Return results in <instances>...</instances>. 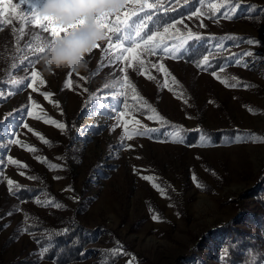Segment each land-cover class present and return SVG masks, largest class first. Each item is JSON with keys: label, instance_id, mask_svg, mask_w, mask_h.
<instances>
[{"label": "rangeland", "instance_id": "1", "mask_svg": "<svg viewBox=\"0 0 264 264\" xmlns=\"http://www.w3.org/2000/svg\"><path fill=\"white\" fill-rule=\"evenodd\" d=\"M44 2L30 0L35 11ZM222 2L196 0L192 12L165 25L183 21L170 30H178L180 37L168 36L162 45L169 48L167 53L140 50L147 74H142L139 61L118 59L123 48L105 51L115 43L116 35L124 47L147 39L135 36V26L128 36L124 25L121 33L87 55L85 71L69 74L45 71V52L35 49L52 39L51 34L34 25L27 0H12L24 19L6 13L8 22L0 20V242L15 237L3 250L4 258L55 264L39 258L44 248L30 233H50L44 222L68 217L74 210H79L77 220L91 239L76 264H241L225 258L224 242L230 237L220 230L225 224L248 234L254 245L260 244L264 225V0H238V6L237 0H231L212 18L210 5ZM188 3L172 0L169 7ZM198 8L202 15L192 16ZM229 8L235 9L232 19L222 15ZM133 10L143 13L128 0L121 14ZM245 14H254L255 24L242 21ZM140 24L144 25L135 22ZM189 31L193 38L188 37ZM217 40L223 48L214 47ZM191 41L209 46L211 62L222 56L224 60L213 71L227 85L201 66L202 58L198 63L184 59ZM181 43V52L174 53ZM245 52L253 55L243 57L244 64L228 59ZM158 63L168 69V88L164 74L152 67ZM32 71L46 81L44 86L37 82L35 93L26 86ZM147 75L155 78L149 80ZM69 80L70 89L65 88ZM45 91L53 93V103L40 95ZM133 95L139 99L133 100ZM29 96L41 105L37 109L41 115L66 123L67 128L60 131L20 112L16 113L19 127L4 119L29 106ZM104 103L107 107H101ZM120 111L127 113L125 119L140 121L129 124L131 140L125 138ZM148 116L161 119L148 120ZM25 122L50 143L44 144L24 129ZM144 126L157 130L138 135ZM199 127L225 133L197 135L194 142H188L185 131H200ZM14 131L17 135L12 137ZM13 139L21 144H14ZM28 146L37 151H28ZM9 157L20 163L12 165ZM146 175L155 180H144ZM9 179L18 185L12 192ZM21 189L33 190V199H19ZM32 219H37V226L30 232L27 226ZM117 243L122 254L113 255Z\"/></svg>", "mask_w": 264, "mask_h": 264}, {"label": "snow or ice", "instance_id": "2", "mask_svg": "<svg viewBox=\"0 0 264 264\" xmlns=\"http://www.w3.org/2000/svg\"><path fill=\"white\" fill-rule=\"evenodd\" d=\"M24 2H25V0H21V3H24ZM133 2L138 6V10L140 12H144V10L146 8L147 9H153V8H157V7H163L161 0H157L156 3H151V2H149V0H133ZM27 3L29 5V9L31 10L32 22L34 23V25L41 28L44 32L50 33L52 39L60 38L63 34H67L69 31H74V30L80 28L88 20V18H81V19H78L74 24H72L68 27L60 26V25L56 24L53 17H50V16L41 17V16H39L37 14V12L34 10V8L32 7V5L30 4V0H27ZM229 3H231V0H223V2L219 3V4L212 3L210 5V7L214 10L212 18H215L216 13H219L220 9L225 7V5L229 4ZM237 6H238V0H237ZM18 8H19V6L17 4L12 3V0H0V20H3L5 23L8 22L6 13H11L13 16H16V17L20 18L21 20H23L24 16L21 15V13L18 11ZM252 10H254V9H252ZM234 11H235V9L229 8L228 10L224 11L222 13V15L227 19H232ZM146 15L148 16L149 20L152 19L150 14L146 13ZM198 15H202L199 8L195 12L192 13V16H198ZM135 16H137V11L133 10L130 12L124 11L122 14L120 12L116 16H112L109 13H105L102 16L92 17L91 19L99 27L104 28L107 31L108 35H107L106 40L111 41L113 39V34L121 33V27H120L121 25L125 26L124 31L128 34V36L131 35V28L133 26H135V36L141 37L142 31L145 28V25L140 24V25L136 26L135 22H132V25H130V23H129L130 18L135 17ZM182 22L183 21H176L175 23L169 24L168 26H164L162 32L153 31L150 35L147 36V39H144L142 41V43L131 42L132 46H130V47H124L123 44L121 43V36L116 35L115 43L114 44L110 43L108 45V48L105 49V51L107 53L110 51H116V50H120L123 48V52L118 57V59H122L123 61H129L130 60L132 62L139 61V64H140L141 68L143 69L142 74H147L148 69L144 67L145 62H144V60L139 58L140 50L142 49L144 52L149 53V54H155L157 49H161L164 53H167L169 51V48L167 46L162 47V45H165V42H166V39L168 36L176 35L177 38L180 37L178 30L175 33L170 31V30L176 28V23H182ZM201 27H204V25L201 24ZM187 35L189 38H193V33L191 31H189ZM128 36H126L125 39H127ZM194 39L199 40L200 37L196 36V37H194ZM211 39L216 40L215 37H212ZM226 39H235V38L234 37H226ZM249 43H252V41H249ZM45 45H46V43H42V44L38 45L35 50L40 52V53H43L46 51ZM100 46L101 45H98L97 48ZM182 46H183V43H181L180 46H176L173 49L174 53H180ZM214 47L217 49H220V48H223V44L217 40L216 43L214 44ZM97 48H95V49H97ZM93 51L91 53H93ZM91 53H89V54H91ZM234 55L236 57L235 59H233V57H229L228 59L232 60L233 63L236 65H241V64H244V61L242 58L245 56H251V55H253V53L252 52H245V53H236ZM200 64L205 69L214 67V65L212 64V62L209 59V55H207V54L202 57ZM25 67H27V66H25ZM152 67L154 69H156L157 72L164 74V76H165L164 87L168 88L169 85H168L167 77L169 75V72H168V69L166 68L165 64L164 63L153 64ZM71 73L72 72H70L69 74H71ZM212 75L218 81H220L222 84H225V85L228 84L227 80H220V77L217 75L216 71H213ZM147 78L149 80H152L155 77H153L151 75H147ZM37 82H38L39 86H44L46 84V81L40 77L39 72L32 71L31 72V82L27 83L26 86H27V88L31 89L33 93H35L37 91V86H38ZM125 82H127V77H125ZM173 83H175L174 78H173ZM125 86L126 87H132L131 85H128L127 83H125ZM236 86H237L236 84L231 85V87H236ZM105 87H107V85ZM245 87H247V85H245ZM65 88H69V89L71 88V81L70 80L65 83ZM169 90L171 91V89H169ZM132 92L135 93L134 87H132ZM40 95L43 96V98L45 100H47L49 103H53V101L51 99V97L53 96V93L45 91V92H41ZM93 99H97V98L94 97ZM99 99L103 100L104 97H99ZM132 99L138 100L139 97H137L136 95H133ZM28 100L30 101L29 106L14 110L12 113L6 115L4 117V119L8 120L10 123H13L16 127H19L20 125L18 123H16V113L20 112V113H23L26 117L34 118L37 121H43L45 124L52 125L60 131H64L67 128L66 123L60 122L56 119L47 118L44 115H41L37 111V109L41 108V105L39 103H37V101L35 99H33L32 96H29ZM101 107H107V104L106 103L101 104ZM125 107L127 108L126 102H125ZM141 107H145V106L141 105ZM153 111H155V109H153ZM126 114L127 113L125 111H120L119 112V119H120L121 126L124 130L125 138L128 140H131L133 137H132V135L129 134V124L135 123V124L139 125L140 121L139 120L129 121L128 119H125ZM21 119H23V117H21ZM147 119L148 120H160L161 118L158 116H148ZM22 126L24 129H27L29 132H34V130L29 126L28 123L25 122V123H23ZM156 130L157 129H151V128H148L147 126H144V131L138 132L137 134L138 135H145L148 132H155ZM16 135L17 134L14 131L12 133V137H15ZM34 135H36L44 144L50 143L39 132H34ZM12 137H9V138L12 139ZM237 139H239V138H237ZM12 142L14 144H17V145L21 144V141L19 139H13ZM27 150L31 151V152L37 151V149L33 146H28ZM0 158H2V157H0ZM37 159L39 160L40 157H37ZM9 162L12 165H18L20 163L18 160L12 159L11 157H9ZM25 167H27V166L25 165ZM50 167L59 168L60 166L59 165H50ZM21 175H23V173H21ZM142 178L146 181H154L155 180V178L153 176H150V175L143 176ZM7 185L9 186L10 192L14 191L18 187V185H16L15 182L11 179L7 180ZM152 186L154 188H156L158 191H160L161 194L164 193V189L161 188V186L159 184L153 183ZM36 202L40 203V201H36ZM56 206L60 207L59 204H57ZM152 218L154 220L158 219L157 216H153ZM118 249H122V246L119 245V243H117V249L112 250V254L113 255L122 254L121 252L118 251ZM48 250H49L48 247H45L40 253L37 254L41 260L47 254Z\"/></svg>", "mask_w": 264, "mask_h": 264}, {"label": "trees", "instance_id": "3", "mask_svg": "<svg viewBox=\"0 0 264 264\" xmlns=\"http://www.w3.org/2000/svg\"><path fill=\"white\" fill-rule=\"evenodd\" d=\"M189 5L184 7L179 5L170 8L169 5L172 4V0H161L163 7H157L153 9H146L143 13H139L137 16L133 17V21H142L145 28L142 31L143 36L150 35L153 31H158L163 28L168 23L176 20L196 8V0H187ZM191 1V2H190ZM151 3H156L157 0H149ZM172 6V5H171ZM150 14L152 19L149 20L148 16ZM254 14H245L243 19L249 24H255V20L252 18ZM259 20V19H258ZM210 52L209 46L203 42L191 41L187 46V51L183 54L184 59L187 62L198 63L199 60ZM224 60V59H223ZM222 56L218 55L212 59L213 68L209 70H216L222 63ZM200 131L190 130L185 131L188 142H194L197 135H204L207 137H218L221 135L222 130H209L205 127H199ZM229 133V131H226ZM33 190L21 189L17 191V196L22 201H30L33 199ZM156 210L157 207L153 205ZM79 210H74L68 217H56L53 220L47 221L46 226L50 233H30L33 236V240L42 246L43 248L48 247L47 254L42 260H49L55 264H76L83 258V253L90 242V237L85 233L84 227L77 220V213ZM37 219H32L27 226L28 231L33 232L36 225ZM41 227H39L40 229ZM220 230L226 232L228 239L225 240L224 251L226 250V260L227 261H238L241 264H264V253L259 247L264 248V225L261 227V233L259 236L260 244L251 243L248 238V234L242 231L236 232L231 226V224H225L220 227ZM66 233V234H65ZM15 237H7L0 242V264H38L39 260L30 259H7L3 256V250L7 248L13 241ZM51 241V243H49ZM243 247L246 248L244 252Z\"/></svg>", "mask_w": 264, "mask_h": 264}, {"label": "clouds", "instance_id": "4", "mask_svg": "<svg viewBox=\"0 0 264 264\" xmlns=\"http://www.w3.org/2000/svg\"><path fill=\"white\" fill-rule=\"evenodd\" d=\"M127 5L128 0H45L42 8L36 12L41 17H53L57 25L68 27L78 19L88 18L80 28L46 42V51L42 56L45 71H85L88 67L87 55L108 35L91 18L105 13L116 16Z\"/></svg>", "mask_w": 264, "mask_h": 264}]
</instances>
